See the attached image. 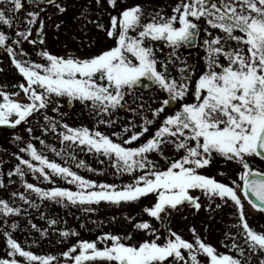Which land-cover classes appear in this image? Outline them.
<instances>
[{
	"label": "snow or ice",
	"instance_id": "obj_1",
	"mask_svg": "<svg viewBox=\"0 0 264 264\" xmlns=\"http://www.w3.org/2000/svg\"><path fill=\"white\" fill-rule=\"evenodd\" d=\"M46 2L60 14L66 12L62 2ZM43 3L44 0H39L40 11H26L22 18L20 14L25 8L22 0H0V25L16 29L14 37L0 30V49L7 53L14 69L26 82L13 85L21 90L17 92L9 93L0 87V126L16 128L22 123L28 124L30 117L40 113L46 122L43 131L56 134L63 147L58 151L43 139H40L41 145L71 161H76V149L102 156L114 170L113 175L129 174L133 180L118 186L86 179L70 167L49 160L27 141L19 152L26 153L30 159L15 154L19 163L8 176H19L29 194L13 192L12 197L18 196L30 207H36L30 199L32 193L41 201L90 206L101 202L121 205L154 194L155 202L143 207L142 212L158 221L160 228L151 220H141L133 224L134 232L148 238L136 240L133 233H103L94 240H78L60 256L25 250L5 231L7 255L11 259H0V264H250L251 253L264 252V231L254 230L245 212L247 201L253 209L264 213V169L254 166L257 160L264 163V0H178L171 15L160 9L148 12L147 18L145 5L121 7V0H95L98 19L89 22L112 44L87 57L57 55L42 48L36 51L40 62L29 58L22 44L25 41L31 45L45 44ZM87 12L89 9L85 8L81 16ZM103 15L109 17L108 24L101 22ZM22 19L26 24L23 30ZM202 24L206 38L201 45ZM34 27L37 38L30 39ZM55 28L59 30L60 24ZM212 30H218L217 34L213 35ZM159 44L163 47H158ZM191 46L202 47L205 52V69L198 77L196 66L180 55L182 48ZM165 47L169 52L161 60L157 52H163ZM177 61L179 81L171 76L168 68ZM150 87L164 94V98L154 101L159 106L150 109L151 119L139 111L144 108L143 102L138 108H131L127 100L129 96L135 99L138 91ZM21 92L26 102L13 99ZM189 95L193 97L191 101ZM62 99L69 105L79 102L96 118V125L89 128L63 123ZM50 106L60 120L47 114ZM170 108L175 111L165 114ZM119 110L130 111L134 117L139 115L141 124L129 121L119 132L111 135L101 132V124L114 126L116 121L111 117ZM162 114L163 119L154 133L138 146H132L149 133L150 125ZM136 127L140 131H134ZM26 131L31 134L34 129L29 126ZM129 132L131 135L124 139ZM14 139L24 142L19 135ZM169 145L174 149L172 156L165 155L164 149ZM153 153L167 167L150 158ZM217 156L236 165V178L229 176V183L205 174ZM76 167L88 166L79 161ZM88 171L97 170L88 168ZM27 172L50 184L59 177L75 185L76 190L64 187L46 190L28 183L24 179ZM3 186L0 180V187ZM201 197L205 198L209 211L225 206L233 209L236 222L231 227L237 232L225 233V238L231 240L230 245H224L228 253L206 243L194 227L189 229L193 236L189 241L169 226L172 214L182 207L199 212L204 207ZM84 210L93 211L91 207ZM26 211L0 199V216L5 218V224L10 215H22ZM57 223L55 219L48 221L50 226ZM29 224L41 236L48 234L47 229H39L30 220ZM17 227V223L11 224L13 230ZM60 235L67 238L78 233L62 230ZM240 240L242 243H238ZM232 251L235 256L230 254ZM202 256L204 261L200 259Z\"/></svg>",
	"mask_w": 264,
	"mask_h": 264
},
{
	"label": "rangeland",
	"instance_id": "obj_2",
	"mask_svg": "<svg viewBox=\"0 0 264 264\" xmlns=\"http://www.w3.org/2000/svg\"><path fill=\"white\" fill-rule=\"evenodd\" d=\"M58 2L63 3L66 7V12L60 14L58 9H46V11L41 12V17H97V13L99 11L95 5V0H58ZM136 3L145 5V16L147 18L148 12L160 9H163L165 14L171 15L172 8L176 5V3H178V0H121V7H127ZM105 7H107V4H105ZM85 8H88L89 12L85 13L84 16H81V13L84 12ZM26 11L33 10L25 6V8L21 11V17L24 16ZM34 11H40V8H36ZM103 17L108 16L103 15ZM23 25L24 22L22 19L20 25L21 30L25 28ZM204 26L205 25L203 24L201 25L199 36V44L201 45L203 40L206 38L203 31ZM0 30L5 31L6 34H10L12 37H14L16 31L15 27L9 29L3 25H0ZM212 31L213 35L218 32V30ZM35 36V29L33 28V35L30 39H34ZM25 42L30 50H32V47L37 48L36 45H31L27 41ZM158 47H163V45L159 44ZM168 52L169 49L165 47L163 52H157V56L161 60H164ZM192 52L195 54H189L186 58L189 64L196 66V75L198 77V75L205 69L203 61L205 52L203 48L199 46ZM66 54H75L83 57L81 53L75 51L68 52ZM196 56L198 57L196 58ZM222 62L226 61H223L222 58ZM179 66V61L175 64L168 65L171 76L175 77L178 81L180 79V72L178 70ZM8 73L9 77H6L7 71L0 74V87L9 93L21 91L18 87H13V85H18L22 82V77L17 73L14 67L13 69L11 68ZM194 83L195 77L193 78V85ZM162 98H164V94H160L157 91L154 92V101H158ZM13 99L26 102V97L22 92L19 97H13ZM192 99L193 97L189 99V101ZM154 101L151 108L159 106V104ZM66 103V100H61V104L63 105L61 112L65 113L62 118L63 123H67L73 127L87 126L89 128H93L96 125V118L88 111V109L83 108L79 102L73 103L71 109H67ZM174 111L175 109L171 111L166 109L165 114H169ZM47 114L50 117H55L57 120L61 119L57 113L51 110V106L47 110ZM163 115L164 114H162L154 124L150 125L149 133H146L139 141L133 142L132 146H138L139 143L144 142L150 135H152L155 129L159 127L163 119ZM111 118L116 121L114 126L108 127L103 124L99 125V130L108 135H111L113 132L121 131L122 125L128 124L129 121H133L137 125H140L142 122L140 119L133 118L131 113L122 114L120 111L114 113ZM151 118L152 115L150 116V119ZM45 124L46 122L43 119V115L36 113L33 117L29 118L28 124L22 123L16 128H10L8 130L0 128V162L4 155H6V157H8L11 161L10 171L14 172L16 164L19 163L15 154H19L26 159H30L26 153L19 152V148L25 147V142L30 141L34 144L37 150L47 156L49 160L60 163L62 166L70 167L73 171H76L79 175L85 177L86 179L94 180L97 183H114L118 186L132 182L133 177L129 174L113 175L114 170L110 168L108 161L102 156L97 157L92 153L81 151L79 149L75 150L76 161H71L67 156H57L50 150V148H46L44 145L40 144V139H43L47 145L54 146L58 151L63 147L56 134L51 131H43ZM29 126L34 129L31 134L26 131V128ZM134 131H140V128L136 127ZM17 135L21 136L24 142L15 141L14 137ZM129 135H131V132L125 134L124 139H127ZM36 137L39 139H36ZM112 138L114 140L116 139L115 137ZM164 151L167 156L174 155V149L170 145L166 146ZM150 158L157 160L161 166L167 167L166 162L159 155L153 153L150 155ZM65 160H69V162L65 163ZM101 160H103L104 163H101ZM79 161H84L88 167L77 168L76 163ZM215 161H217L216 157ZM254 166H259L264 169V163L259 160L256 161ZM88 168L96 169L97 171H88ZM221 172L227 173V175H220ZM235 172L236 165L232 162L225 161L221 157L218 160V165L213 162L205 174L215 177L218 181L229 183L228 177L231 176L235 179ZM138 174L139 173H137V175ZM24 179L28 183H32L46 190L52 187H64L73 191L76 190L75 185L68 184L59 177H55V183L50 184L47 181H43L42 177L37 179L31 172H27ZM0 180H2L4 184L3 187H0V199L8 201L12 206L21 207L22 209L27 210L22 215H10L7 218V224H5V218L0 216V259H11V257H8L7 255L9 249L4 235L5 231L16 239L17 242L25 248V250H30L34 254L38 255L60 256L62 252L66 251L78 240H94L97 236L103 233L120 235L133 233L136 240L148 238L140 232H134L133 224L141 220H151V223L154 226L160 228L158 221H155L142 212L143 207L150 206L155 202L154 194L142 197L137 202L122 203L121 205L114 206L112 209L107 206L106 202H101L98 205L92 204L90 206H80L71 205L70 203L57 204L50 200L41 201L34 193H32L30 194V199L36 204V207H30L28 204L20 201L18 196L14 198L11 195L13 192L26 193L19 176L14 174L11 177H4L3 169L0 168ZM193 194L200 195L199 192H194ZM241 198L243 199V196ZM200 202L204 205V207H202L199 212H196L192 207H182L179 212H174L172 214L171 221L169 222V226L174 231H177L184 239L189 241L193 240L192 233L189 229L194 227L206 243L212 244L219 252L228 253L229 249L224 245H230L231 240L225 238V233L236 234L237 232L236 228L231 227V225L236 222L233 215V209L225 206L221 209H216L215 211H209L204 197H201ZM88 207H91L93 211L84 210ZM212 207L215 208V204H213ZM245 212L250 226L258 232L264 231V213L253 209L247 201H245ZM126 217H132L134 220L129 221ZM50 219H55L58 223L54 226H50L48 224ZM29 220L32 223H35L39 229H47L48 234L46 236H41L38 231L31 228ZM13 222L18 224V227L15 230L11 228V224ZM62 230H69L70 232L78 233V235H70L67 238H63L60 235ZM161 231L163 232L164 230L161 229ZM33 241H35V243H33ZM161 242H163V238ZM238 243H242V240L238 241ZM230 254L234 256L236 255L235 251H232ZM246 255H248L247 248ZM17 259L21 261L23 260V258L19 256H17ZM61 259L63 258L61 257ZM200 259L202 261L205 260L203 256L200 257ZM261 260H264V252L251 253L250 264H260Z\"/></svg>",
	"mask_w": 264,
	"mask_h": 264
},
{
	"label": "flooded vegetation",
	"instance_id": "obj_3",
	"mask_svg": "<svg viewBox=\"0 0 264 264\" xmlns=\"http://www.w3.org/2000/svg\"><path fill=\"white\" fill-rule=\"evenodd\" d=\"M44 8L48 10L56 9L55 6L53 5L46 6ZM41 18L45 20V28H44L45 44L44 45L37 44L36 45L37 48L32 47V50L29 49L26 42H23V46H22L23 49L27 53H29V58H31L34 61H40V58L37 57L36 55V51L42 48L57 55H65L68 52L75 51L81 53L83 57H87L99 52L102 48H105L112 44V41L109 40L105 36V34L95 26L94 23L89 22V21H96L98 17H50V19L49 17H41ZM101 22L108 24L109 17H102ZM56 24H60L59 30L55 28ZM23 27H26V24H24ZM36 27H38V25ZM35 34H36V30H35ZM8 35L12 37L10 34ZM35 38L37 37L35 36ZM180 52L182 58H186L189 54H195L184 48H182ZM197 57L198 56H196V58ZM0 68L3 69V71H0V74L7 71L6 77H9L8 72H10L11 70L10 57L3 49H0ZM135 97H136L135 99L133 96L127 97L129 106L131 108H138L140 103L143 102L144 108L139 109V111L141 112L142 115H146L150 119V116L152 115L150 109L154 101V93H143L138 91L135 94ZM191 98L192 96L189 95L188 100ZM128 112L129 111L126 112L122 111L121 113L126 114ZM133 118H137L141 120V117L139 115L135 117L133 116ZM219 158L221 157L217 156L216 157L217 161H215V157L213 160V162L217 165Z\"/></svg>",
	"mask_w": 264,
	"mask_h": 264
},
{
	"label": "water",
	"instance_id": "obj_4",
	"mask_svg": "<svg viewBox=\"0 0 264 264\" xmlns=\"http://www.w3.org/2000/svg\"><path fill=\"white\" fill-rule=\"evenodd\" d=\"M25 2H26V4L27 5H29V6H35V5H37L38 3H39V0H25ZM44 4H47V2H46V0H44V3H43V5ZM195 46H191V47H187V48H194ZM152 88L150 87L149 89H147V90H143V91H149V90H151ZM68 107H70V105L68 104Z\"/></svg>",
	"mask_w": 264,
	"mask_h": 264
},
{
	"label": "trees",
	"instance_id": "obj_5",
	"mask_svg": "<svg viewBox=\"0 0 264 264\" xmlns=\"http://www.w3.org/2000/svg\"><path fill=\"white\" fill-rule=\"evenodd\" d=\"M106 204H107V206H108L109 208H112V209H113L114 206H117V205H112V204L107 203V202H106Z\"/></svg>",
	"mask_w": 264,
	"mask_h": 264
}]
</instances>
